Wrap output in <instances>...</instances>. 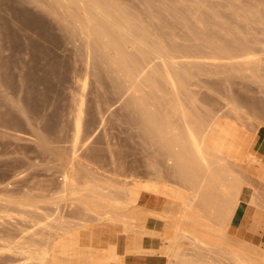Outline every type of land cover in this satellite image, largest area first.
I'll list each match as a JSON object with an SVG mask.
<instances>
[{
	"label": "rangeland",
	"instance_id": "374dc122",
	"mask_svg": "<svg viewBox=\"0 0 264 264\" xmlns=\"http://www.w3.org/2000/svg\"><path fill=\"white\" fill-rule=\"evenodd\" d=\"M62 2L0 0V264H23L15 245L31 239L41 242L39 233L47 232L45 214L57 218L51 223L54 227L60 222L70 225L56 238L50 264H143V258L135 254L151 255L163 264L160 248L167 240L162 235L173 233L186 194L173 188L177 181L168 176L170 161L161 152L163 142L150 136L142 112H160L175 126L178 119L170 103L177 110L188 105L191 109L187 110L214 120L207 145L229 151L239 160L236 167L250 185L242 189L225 241L233 246L243 240L264 246V229L250 230L251 220L264 221V0H120L140 13L166 44L188 51L175 53L177 66L192 77L188 75L187 92L181 91L177 101L169 84L162 81L159 89L140 83L133 93L123 73L109 62V55L86 48L78 31L84 24L82 15L73 16L71 6ZM216 42L235 49L233 56L226 55ZM241 48L246 52L239 56ZM156 67L161 69L158 59ZM189 94L192 101L186 104L182 99ZM233 104H238L240 113ZM229 130L234 136L231 148L230 142H224ZM248 151L258 162L245 158ZM69 169L78 183L89 177L113 187H128L138 224L143 216L147 223L153 216L172 221L159 225L165 228L159 229L162 234L147 235L144 248L122 256V243L136 233L125 235L122 225L92 215L90 220L82 206L74 204V208L70 199L58 198L56 190ZM207 224L214 226L211 219ZM116 248L120 255L111 259L110 251ZM185 253L204 258L208 252Z\"/></svg>",
	"mask_w": 264,
	"mask_h": 264
},
{
	"label": "bare ground",
	"instance_id": "6f19581e",
	"mask_svg": "<svg viewBox=\"0 0 264 264\" xmlns=\"http://www.w3.org/2000/svg\"><path fill=\"white\" fill-rule=\"evenodd\" d=\"M61 1H63L62 3H64V5L67 6L69 4L71 6L72 11L70 13H72L73 16L78 15V17H80V15H82L81 18L84 24H81V28H77L78 31L81 29V33L86 40V48L90 50V53L93 49H97L106 57L109 55V62L112 66L117 67L119 71L123 73V77L129 83L127 84L132 89L133 93L137 92V86L140 83L141 85L143 83H148L150 86H154L159 89L158 86L160 81L165 84H169L168 86L171 88L170 92L175 97V100L179 97L178 95L181 91H186L185 80L188 79L190 75L187 73L188 71L186 72L183 68L177 66L175 53H186L188 51L179 49L173 45V43L170 44V42L169 44H166L165 41L161 39L162 37H160L159 34H155L154 29L150 28L151 26L143 21L144 19H142L140 13L137 14V12H132L129 8L125 7L120 0ZM80 11L82 14L79 13ZM158 12L159 11H157L156 14H158ZM214 44L220 43L216 42ZM215 48L217 49L218 46L216 45ZM219 49H222L226 55L230 56H233L232 53L235 50L227 45H221ZM97 50L93 52L96 53ZM200 52H202V50ZM245 52L246 50L242 49L239 52V56ZM89 54L87 55L89 56ZM91 55L92 54H90V56ZM105 58L102 60L105 61ZM157 59L161 65V69L156 67ZM190 78L192 77L190 76ZM187 81L189 82V79ZM189 86L192 85L189 84ZM163 88L166 87L163 86ZM164 90L162 91L164 92ZM165 92L168 94L169 91L167 92V90H165ZM137 97H139V95H136V99ZM163 97H166V94ZM185 97L186 99H184ZM185 97H182V101L185 100L186 104L192 101L190 94L185 95ZM156 99L161 98L156 97ZM168 102H170V100H168ZM172 104L170 103L171 110L172 112H175V115L177 116L176 119H178L176 123L177 125L175 126L171 122L173 120L165 118L162 113L159 114V109L157 111L158 113L150 114L147 113L146 110L145 112H142V118L143 120L145 119L143 123L146 122V125L151 128L149 130L152 135H148L158 136V138H160L163 142L164 151L161 150V152H164L163 156L170 161V166L167 171L168 176L177 181L176 184L173 180L175 183V187L173 188L179 189L186 194L184 207L178 216L177 223L174 225L173 233L171 235H167L166 233L162 235V237L167 240L165 243H162L160 248L161 254L165 257V262L163 264H264L263 244L254 246L250 242L243 240L235 242V246H233L225 241L228 238L224 235L231 222L233 210L240 201L243 187L249 185L247 184L248 181L245 180L244 174L239 172L240 168L236 167L239 160L228 155L222 149L213 148L207 145L208 135L210 134L214 120H209L205 116L195 114L196 112L194 113L193 110H189L191 108L188 105L186 106V108L189 107L188 110L183 106H180L177 110L175 109L176 106H173ZM182 105L185 104L182 102ZM237 105L233 104L234 108L238 111L239 106ZM190 106H192V104ZM149 108L150 107H148V110ZM150 111H154V109ZM163 112L165 113L164 110ZM168 116L172 117L171 115ZM225 117L229 118L227 114ZM245 158H247L249 162L254 160L258 162L257 157L252 155L249 151L247 152ZM71 170L72 169L65 171V174L63 175L64 179L62 184H60L59 188L56 190V194L59 199H66V201L67 199H70L71 202H74L73 205L77 204L78 206H82L85 210V215L88 216L89 214L90 220V215H92L96 220L106 221L110 224L122 225V233L125 235L127 233H140L149 236L156 233L162 234L159 229L163 230L165 228L164 226L162 227L159 225H164L166 221H172V218L169 217L164 216V219H162V217L153 216L150 217L152 220L147 223L143 216L141 223L138 224L136 208L129 201L130 194L128 187L124 185L118 188L113 187L104 184L106 182L100 183V179L98 178L94 179L89 177L83 179L84 182L81 181L83 183L80 184L81 182L78 183V180L76 179L77 176L75 178ZM164 182L168 184L166 180H164ZM126 184L127 183H125V185ZM252 195H254L252 197L257 198L255 193H252ZM249 202H252L251 199ZM257 202L255 204H257ZM74 208H76V206ZM9 209L10 208H8V210ZM4 211L6 212L5 216L10 217L9 211ZM82 214L83 213H81V215ZM45 217L47 220L44 226L39 222L43 228L46 229L45 231H47L46 234L41 233L42 235L38 232L40 235L38 239L39 241L41 240V242L36 243V241L31 239L30 241L21 242L18 246L15 245V247L19 249L16 253L22 256L23 264L24 262L25 264H48L51 262L52 257L49 253L54 247L55 242H57L56 238H59L62 232H65L70 226L60 222L56 227H54L51 223L54 221L56 222L57 218L53 216L50 218L46 216V214ZM209 219L213 221L214 226L211 227L207 224ZM30 221H32V218ZM154 228L158 231L151 230ZM35 236L38 237V235ZM122 246V256L138 252L135 249H125V242L122 243ZM198 249L207 250V256L204 258H194L188 256V253H185L186 250L196 251ZM139 251L146 252L145 250ZM12 252H15V250ZM119 255L120 254L117 250L110 251L111 259L116 258Z\"/></svg>",
	"mask_w": 264,
	"mask_h": 264
},
{
	"label": "crops",
	"instance_id": "0c3cea01",
	"mask_svg": "<svg viewBox=\"0 0 264 264\" xmlns=\"http://www.w3.org/2000/svg\"><path fill=\"white\" fill-rule=\"evenodd\" d=\"M230 142V148L234 145V136L233 134H231V130L227 131L225 136H224V142ZM237 150H239L237 148ZM225 153L229 154V151H224ZM234 155V154H232ZM151 194H156L154 190H151V192H149ZM152 213H158V212H153ZM264 229V221L262 218L258 219V220H251L250 223V230L254 231V232H259L260 230ZM248 241V240H247ZM251 242V241H248ZM253 243V242H251ZM148 244V237L147 235H138V233L126 237V241H125V247H129L130 249H141L144 248L145 245ZM140 247V248H139ZM106 249H104L103 251L105 252ZM117 250V248H116ZM138 258H143V264H158V262H156L155 259H153V257L151 255H144V254H135ZM141 261V262H142Z\"/></svg>",
	"mask_w": 264,
	"mask_h": 264
}]
</instances>
